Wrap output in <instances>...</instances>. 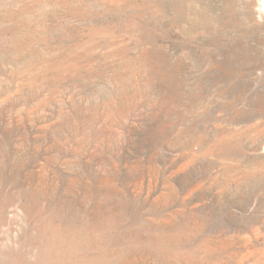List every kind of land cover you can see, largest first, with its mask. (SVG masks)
Here are the masks:
<instances>
[{
	"label": "rangeland",
	"instance_id": "1",
	"mask_svg": "<svg viewBox=\"0 0 264 264\" xmlns=\"http://www.w3.org/2000/svg\"><path fill=\"white\" fill-rule=\"evenodd\" d=\"M262 0H0V264H264Z\"/></svg>",
	"mask_w": 264,
	"mask_h": 264
},
{
	"label": "bare ground",
	"instance_id": "2",
	"mask_svg": "<svg viewBox=\"0 0 264 264\" xmlns=\"http://www.w3.org/2000/svg\"><path fill=\"white\" fill-rule=\"evenodd\" d=\"M262 1H263V4H264V0H262ZM263 4H262V5H263ZM263 12H264V11H263ZM263 14H264V13H263ZM263 18H264V17H263Z\"/></svg>",
	"mask_w": 264,
	"mask_h": 264
}]
</instances>
